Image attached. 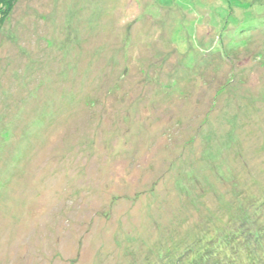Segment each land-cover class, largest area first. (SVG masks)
<instances>
[{
	"label": "rangeland",
	"instance_id": "374dc122",
	"mask_svg": "<svg viewBox=\"0 0 264 264\" xmlns=\"http://www.w3.org/2000/svg\"><path fill=\"white\" fill-rule=\"evenodd\" d=\"M261 200L264 0H0V264L224 263Z\"/></svg>",
	"mask_w": 264,
	"mask_h": 264
},
{
	"label": "trees",
	"instance_id": "16d2710c",
	"mask_svg": "<svg viewBox=\"0 0 264 264\" xmlns=\"http://www.w3.org/2000/svg\"><path fill=\"white\" fill-rule=\"evenodd\" d=\"M189 34H192V33H189ZM125 54H126V52H125ZM127 59H128V62H129L130 58L127 57ZM188 60H190V59H188ZM143 67H144L143 65H140V67L138 68V69H140V72L143 74V81H144V79L147 82L153 81L151 73L150 74L148 73L149 75L148 74L146 75L145 73H147V72H144V71L142 72V68ZM126 70H127V68H125V70H123L122 73H119L118 78H120V80H123V78L125 79ZM121 85H125V81H122V84L120 83V85L117 83L116 86L114 87L115 90L121 88L122 87ZM123 117L124 118H122V119L125 122L128 121L129 118H130V116H127V115H125ZM263 205H264V200L263 201L261 200L259 202V206H258L259 210H255L257 213L260 211V209H261V211H260V213H259V215L257 217L252 219V223L254 225V228H256L255 231H251L249 229H246L245 227L243 228L244 232H243V235H242L243 237L241 239L242 243L241 242L240 243H236V241H235L236 237H234V236H237V234H232L231 235V236H233V238H231L232 245L234 243H235V245L231 246V248L229 250L225 247V246H228L229 241L227 243H225V244H222V245H224L223 247L221 245L215 246V249L219 248L218 251H217V252H219V256L214 254V253H213L214 254L213 256H216L218 258V257L221 256V254H225L226 258L224 259V261L229 259L228 262H224L223 263L221 260H216V259H212V261H210L211 256L206 257L207 253H205V252L203 253L202 252L199 255L198 254L197 255H192V253H191L187 258H182V260H180V258L177 256L176 257L177 263L182 261L181 264H237L238 262L236 260L240 259V255H239L240 252H242V250H244V249L246 250V249L249 248V253L245 254V259H244L245 264H264V260L263 259L260 260V258H258L257 256L256 257L252 256V254H254L256 252V251L254 252V250H256V248L253 247L252 249H250L251 244H253V246H256V245L259 244L258 240L261 239L262 241H264V227H262V228L259 227V226H264V207H263ZM206 237L209 238V236H207V235H206ZM252 237L254 238L253 239L254 240L253 243L250 240V238H252ZM201 238L202 237H200V239ZM193 241H195V240H192V242ZM200 241H203V238ZM204 241H205V237H204ZM262 241H261V244H259V247H260V250L258 249L259 251H261V250L264 251V245H262L263 244ZM193 243L196 244L197 240H196V242H193ZM207 243H205L203 245V249L209 248L207 246ZM216 247H218V248H216ZM252 252H254V253H252ZM186 254L187 253H184L182 256H184Z\"/></svg>",
	"mask_w": 264,
	"mask_h": 264
}]
</instances>
